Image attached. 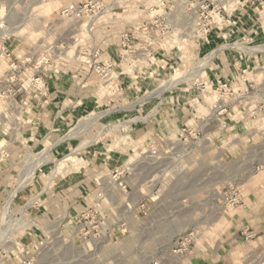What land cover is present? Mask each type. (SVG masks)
<instances>
[{
    "label": "rangeland",
    "instance_id": "obj_1",
    "mask_svg": "<svg viewBox=\"0 0 264 264\" xmlns=\"http://www.w3.org/2000/svg\"><path fill=\"white\" fill-rule=\"evenodd\" d=\"M132 1L0 0V264H175L264 172V86L245 104L221 79L193 119L176 111L186 95L196 110L202 86L178 84L208 36L199 6L224 0H158L140 25ZM71 4L98 9L63 18ZM144 29L151 41L136 37ZM75 70L93 75L90 102L59 100L78 116L28 140L52 105V76ZM254 78L264 83V70ZM234 108V122L251 121L235 131L215 117Z\"/></svg>",
    "mask_w": 264,
    "mask_h": 264
},
{
    "label": "crops",
    "instance_id": "obj_2",
    "mask_svg": "<svg viewBox=\"0 0 264 264\" xmlns=\"http://www.w3.org/2000/svg\"><path fill=\"white\" fill-rule=\"evenodd\" d=\"M132 2L137 3V6L142 8L139 10L140 21L137 22L140 25L144 19H147L148 14L146 13L154 5L153 2H158V0H133ZM139 27L141 28V26ZM146 31L144 29L136 32V37L138 39L148 37V40L151 41V34L150 32H147V34ZM251 44L255 47H250ZM263 44L264 1L260 6L246 5L238 9L233 14V24L231 26H214L206 40L198 44L200 60L197 63L195 62L194 66H191V76L182 77L180 83H178L179 86H185L193 81L194 77L199 78L200 83L203 85L200 86V90L191 92L196 97V110L189 112L188 106L183 104L187 99L189 100V96H183L185 100H181L180 105L176 108V111H180L179 117L188 119L191 115L193 119L194 112H201L200 108L203 109V106L209 100L205 93L208 92L209 94L210 88L213 89L216 81L221 79L231 82L237 94L236 99L241 100V102L246 104L250 100L262 101L258 94L259 91H262L264 83L257 84L254 77L258 70H264V51L252 50L246 52L242 50L241 46L256 48V45L261 46ZM108 47L104 48L106 52L109 51ZM112 50L110 49V51ZM111 53L116 56L119 55V45L116 52ZM188 61L185 63H188ZM183 67H185V64ZM76 72L77 70L67 72L64 75L56 73L52 76L48 83L49 99L52 101V105L40 111V116L39 113L34 116L33 124L36 129H33L30 134L27 133L28 140L33 141L34 139L39 142V137L44 135L46 123L48 127L45 131L46 134H58L61 131V119L67 120L78 116L76 110L61 111L59 106L56 108L55 103L59 100L69 102V104L77 100L78 102L83 101L85 104L90 102L89 100H91L94 92L92 87L95 83H93V75L86 70L79 72V74H76ZM194 73H196L195 76H193ZM259 85L261 87L257 89ZM175 100V97H168V104H172L171 102ZM170 110L168 109V117L173 118L175 114L172 115ZM179 113H176V115ZM237 115L234 108L230 109V112H221L219 116L216 115L215 117L228 120V129L232 128L235 131L238 125L251 122L241 123L239 119L234 122L238 117ZM243 115L244 119L249 118V116L252 117L246 109ZM234 131L231 135L230 132L227 133L229 138L234 137ZM246 134H250V132ZM240 191L242 205L227 209L225 213L228 218L223 220L222 223H213L211 228L207 229L201 227L202 236L196 243L192 255L184 260L180 258L175 264H257L264 257V172L247 177ZM243 232L245 235H252L253 238L246 242L245 237H241V233L244 235Z\"/></svg>",
    "mask_w": 264,
    "mask_h": 264
},
{
    "label": "built area",
    "instance_id": "obj_3",
    "mask_svg": "<svg viewBox=\"0 0 264 264\" xmlns=\"http://www.w3.org/2000/svg\"><path fill=\"white\" fill-rule=\"evenodd\" d=\"M264 0H224L222 4L219 2H207L203 1L201 3L200 11L201 15L199 16V19L201 22H203L204 25V36L208 35L212 28L217 25L220 27H229L233 24V14L240 8L246 6V5H252V6H260L262 5ZM98 9V7L94 4H86L83 6L77 5V4H71L67 6L62 12L61 15L63 18L66 19H72V18H79L84 14L85 12H95ZM129 36L126 34L124 36V39L128 40ZM13 70H16L15 64H12ZM111 67V65H110ZM109 67H106L104 69L97 68V70L102 72H107ZM220 86L223 88H227V85L223 82H218ZM203 85V84H202ZM235 191L233 192V204H239L241 203L238 199L235 197ZM248 239H252V235H247Z\"/></svg>",
    "mask_w": 264,
    "mask_h": 264
},
{
    "label": "bare ground",
    "instance_id": "obj_4",
    "mask_svg": "<svg viewBox=\"0 0 264 264\" xmlns=\"http://www.w3.org/2000/svg\"><path fill=\"white\" fill-rule=\"evenodd\" d=\"M241 48H242V50H244V51H252V50H261V51H264V47H259V48H251V49H249V47L247 48L246 46H241ZM193 76H195V75H193Z\"/></svg>",
    "mask_w": 264,
    "mask_h": 264
},
{
    "label": "water",
    "instance_id": "obj_5",
    "mask_svg": "<svg viewBox=\"0 0 264 264\" xmlns=\"http://www.w3.org/2000/svg\"><path fill=\"white\" fill-rule=\"evenodd\" d=\"M1 34V33H0ZM1 36V35H0Z\"/></svg>",
    "mask_w": 264,
    "mask_h": 264
}]
</instances>
